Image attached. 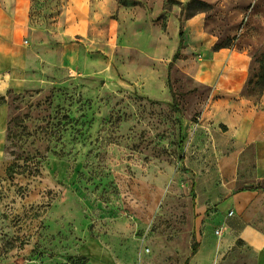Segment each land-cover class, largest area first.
<instances>
[{"label":"rangeland","instance_id":"1","mask_svg":"<svg viewBox=\"0 0 264 264\" xmlns=\"http://www.w3.org/2000/svg\"><path fill=\"white\" fill-rule=\"evenodd\" d=\"M31 1L41 62L0 95V264H256L241 212L197 201L224 182L212 134L239 150L264 105V0ZM198 27L250 56L242 95L194 80Z\"/></svg>","mask_w":264,"mask_h":264},{"label":"crops","instance_id":"2","mask_svg":"<svg viewBox=\"0 0 264 264\" xmlns=\"http://www.w3.org/2000/svg\"><path fill=\"white\" fill-rule=\"evenodd\" d=\"M31 9V0H0V95L28 88L34 65L41 62L32 46ZM195 35L186 54L194 80L216 95H242L248 83L250 56L231 48L215 50L218 39L203 27H198ZM223 137L212 134L210 142L215 146L220 143L216 156L224 160L219 170L224 182L201 191L207 189L205 199L197 201L198 214L203 217L212 206L241 212L237 229H229L255 250L256 264H264V105L252 118L242 121L240 136L235 139L239 150L230 151L232 143ZM196 142H201L200 138Z\"/></svg>","mask_w":264,"mask_h":264},{"label":"trees","instance_id":"3","mask_svg":"<svg viewBox=\"0 0 264 264\" xmlns=\"http://www.w3.org/2000/svg\"><path fill=\"white\" fill-rule=\"evenodd\" d=\"M197 4L198 5H205V3H203V2H201V1H199V0H192V2H191V4H190V7L191 8H194L193 10H192V12H191V14H190V16H195L196 14H195V12H196V10H197ZM206 6V5H205ZM184 37H185V34H184V31H183V29H181L180 30V34H179V38H180V44H179V49H178V52H177V54L175 55V57H174V61H176L177 59H178V57H179V54H180V51L182 50V48H183V45H184ZM222 48H230V47H228V46H223V45H219V44H216V46H215V50H220V49H222ZM262 66H264V61H263V63H262ZM198 246H199V243H195L194 244V246H193V249H192V253H191V256L193 257V256H195L196 254H197V251H198ZM189 263V259H188V261L186 262V264H188Z\"/></svg>","mask_w":264,"mask_h":264},{"label":"built area","instance_id":"4","mask_svg":"<svg viewBox=\"0 0 264 264\" xmlns=\"http://www.w3.org/2000/svg\"><path fill=\"white\" fill-rule=\"evenodd\" d=\"M234 215V212H230L229 213V216H233ZM216 235L218 236V237H221L222 235H223V233H224V228H220V229H218V230H216Z\"/></svg>","mask_w":264,"mask_h":264}]
</instances>
